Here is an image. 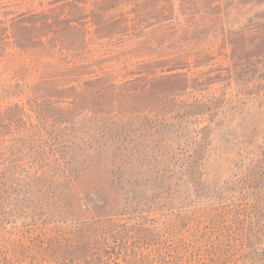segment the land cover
I'll use <instances>...</instances> for the list:
<instances>
[{
	"label": "trees",
	"instance_id": "trees-1",
	"mask_svg": "<svg viewBox=\"0 0 264 264\" xmlns=\"http://www.w3.org/2000/svg\"><path fill=\"white\" fill-rule=\"evenodd\" d=\"M19 1L26 10L0 0V196L50 175L53 164L63 167L61 148L79 146L83 156L112 149L109 163L125 169L117 183L152 180L181 204L212 199V221L189 231L193 247L198 234L210 240L201 246L211 254L203 259L199 252V264H264V151L256 132L237 134L241 146L226 155L242 176L213 181L204 158L212 147L205 132L191 129L194 117L226 109L211 75L245 40L264 44V22L248 18L237 30L226 28L225 17L208 10L221 0ZM213 23H221L214 35L201 33ZM132 27L149 30L156 48L139 43L108 60L84 55L68 36ZM231 113L209 119L232 129ZM139 159L146 162L136 167ZM145 170L147 178L132 177ZM178 254L176 264H194L187 251Z\"/></svg>",
	"mask_w": 264,
	"mask_h": 264
},
{
	"label": "rangeland",
	"instance_id": "rangeland-1",
	"mask_svg": "<svg viewBox=\"0 0 264 264\" xmlns=\"http://www.w3.org/2000/svg\"><path fill=\"white\" fill-rule=\"evenodd\" d=\"M13 3L12 10L21 12L28 7L19 0ZM231 7L234 11L229 15ZM208 10L225 17L230 30L239 29L248 18L264 22L260 18H264V0H221L220 6ZM220 24H210L201 33L214 35ZM140 28L112 35L81 31L68 36L84 55L110 60L139 43L156 48L153 34ZM111 40L115 45L106 44ZM255 41L245 40L233 59L222 60L211 75L210 85L220 98L218 105L227 102L226 109H230L215 108L211 115L218 118L232 112V129L214 122L217 119L210 121L212 116L207 113L193 118L191 129L205 132L203 137L212 147L204 158L209 161L213 181L229 180L232 173L242 176V167L232 172L227 158L234 143L241 146L237 134L254 130L253 138L260 140L264 151V44L254 47L251 42ZM106 49L109 54L103 55L100 50ZM153 102L157 104L160 99ZM60 152L65 156L63 167L53 164L50 175L34 176L18 184L16 192L9 189L0 196V264H176L182 251L199 264V252L203 259L211 254L206 245L201 246L210 240L198 234L195 240L199 244L193 247L189 231L195 232L199 225L212 221L206 206L213 204L212 199H193L184 205L169 200L168 192L158 189L152 180L137 181L127 188L114 179L121 178L125 169L118 167L119 161L109 163L112 149H89L86 156L79 146L61 148ZM246 154L243 152V156ZM145 162L139 159L136 167ZM147 176L145 170L132 177Z\"/></svg>",
	"mask_w": 264,
	"mask_h": 264
}]
</instances>
